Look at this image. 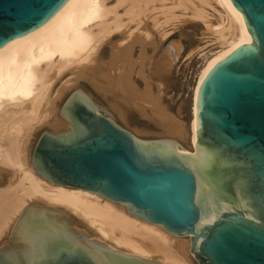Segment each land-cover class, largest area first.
I'll return each instance as SVG.
<instances>
[{"label":"water","instance_id":"1","mask_svg":"<svg viewBox=\"0 0 264 264\" xmlns=\"http://www.w3.org/2000/svg\"><path fill=\"white\" fill-rule=\"evenodd\" d=\"M68 0H0V48L43 25ZM250 37L217 59L194 100L195 152L143 137L79 88L61 104L65 128L43 129L37 173L96 192L137 217L189 237L198 264H264V0H230ZM181 38L180 62L188 45ZM176 112H188L181 101ZM181 145V146H180ZM8 238V237H7ZM7 241V239H6ZM0 246V264H160L74 226L57 207H25Z\"/></svg>","mask_w":264,"mask_h":264},{"label":"bare ground","instance_id":"2","mask_svg":"<svg viewBox=\"0 0 264 264\" xmlns=\"http://www.w3.org/2000/svg\"><path fill=\"white\" fill-rule=\"evenodd\" d=\"M189 21L197 22L201 30L182 55L184 62L193 56L199 61L193 82L189 81L185 128L182 118L172 115L158 97L161 79L169 78L172 68L178 67L172 55L180 53L181 38L176 39L172 32ZM180 34L183 37L188 32ZM249 37L241 13L230 0H68L43 25L3 45L0 242L11 221L12 225L7 241L0 246L5 241L7 244L25 207L37 203L65 211L74 226L120 251L160 264H194L188 236L143 220L118 201L81 187L54 183L37 173L29 140L40 125L55 130L67 127L58 99L66 90L79 88L97 106L124 122L130 108L136 107L169 134L163 136L176 142L187 139L190 147L181 143V151L195 152L197 87L217 59ZM147 66L149 72H145ZM66 71L70 76L53 90L55 80ZM137 75L145 80L143 88L135 82ZM147 77L158 79L157 93L151 91ZM80 80H87L107 105L78 86Z\"/></svg>","mask_w":264,"mask_h":264},{"label":"rangeland","instance_id":"3","mask_svg":"<svg viewBox=\"0 0 264 264\" xmlns=\"http://www.w3.org/2000/svg\"><path fill=\"white\" fill-rule=\"evenodd\" d=\"M189 21L183 23L182 26H179L175 30H173L172 35L174 34H180L181 31H187L188 35L182 34L183 37H185L188 41V47L190 44L196 41L197 37L199 36V31L201 30V27L196 24L197 22ZM181 35V34H180ZM106 47V46H105ZM188 49V48H187ZM107 51V50H106ZM105 51V53H106ZM184 59V57H183ZM181 60L180 63H178V67L172 68V71L169 73V78L167 79H161V90L159 91L160 97L159 100L164 103V106L166 109L175 117L182 118L185 128L187 127V122L189 118V114H178L176 112L177 105L179 102H184V107L188 112V106H189V92H190V82H193L194 79V72L196 71L197 65L199 63L197 56H193L191 60H185V62ZM183 61V62H182ZM187 62V63H186ZM145 67V72H149V69L147 70ZM193 72V73H192ZM192 74V76H191ZM69 73L67 71L63 73L58 79L55 80L54 84L52 85V89L55 90L56 87L67 78ZM138 76V75H137ZM135 76V82L139 88H143L145 83L143 81V78ZM150 78V79H149ZM156 79V80H154ZM151 87V91L154 93H157V85L156 82L158 81L157 78L154 77H147L146 79ZM81 86L84 89H88L91 91L92 96L99 102L104 105H107L106 99L101 97L100 94L96 93L93 87L90 86V83L86 80L82 81L80 80L78 82V86ZM91 87V88H90ZM72 88L66 90L64 94L61 96V98L58 99V104L61 105L66 96L69 94ZM117 121L130 129L131 131L137 133V135L143 136V137H155V136H163V135H169L167 132H164L163 129L150 117V116H144L145 114H141L139 110H136V107H131L129 110V116L128 121L124 122L121 120L116 114H114ZM177 115V116H176ZM154 121V122H153ZM157 124V125H156ZM140 128V129H139ZM43 129H51L48 125H40L36 130H34L33 134L30 137L29 140V147L33 149L34 143L40 134V132ZM142 129V130H141ZM179 141L186 147H190L188 144L187 139H183ZM12 225V221L7 225V227L4 230L3 237L1 240H5L8 235V230L10 229V226ZM2 241L0 242V245L2 244ZM194 264H198L196 260H194Z\"/></svg>","mask_w":264,"mask_h":264}]
</instances>
